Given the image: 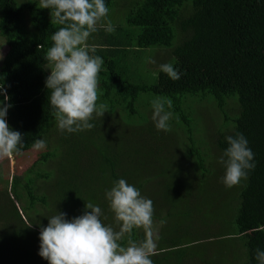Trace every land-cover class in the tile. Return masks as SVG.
I'll list each match as a JSON object with an SVG mask.
<instances>
[{"label": "trees", "instance_id": "16d2710c", "mask_svg": "<svg viewBox=\"0 0 264 264\" xmlns=\"http://www.w3.org/2000/svg\"><path fill=\"white\" fill-rule=\"evenodd\" d=\"M113 3L114 0H105L108 8ZM134 4L127 13L125 26L111 35L102 33L92 39L97 46L95 55L104 61L98 76L97 105L104 104L105 114L116 118L124 112L128 119L138 112L144 116L143 122L149 124V134L141 138L144 148L136 152L143 157V163L125 174L118 160L119 151L111 148L103 138L101 141V134L97 135L100 124L91 120L95 125L93 129L71 134H62L56 127L45 88L50 73L43 58L52 46L51 35L61 26L51 24L50 10L39 8V0H28L22 7L16 0H0V39L5 44L0 62V84L4 85L10 97L8 103L12 105L6 122L10 129L24 137L21 150L32 148L36 139L52 134L58 160L87 148L94 149L102 158V165L88 183L80 184L82 189L76 187V192L71 187L72 194L65 200H58L59 205L50 201L46 190L42 191L41 183L50 180V173L55 169L54 165H49L44 172L40 166L47 161L39 162L21 177H14L10 190L13 193L24 182L22 188L29 198V208L35 204L52 212L54 208L55 212L67 213L68 219L82 215L85 203L91 201L104 212L102 221L116 227L106 199L100 201L114 181L125 179L142 194L148 185L163 182L162 198L176 204L164 200L156 202L157 192L149 196L153 201V222L159 224L155 255L150 257L153 264H258L254 250H264V0H137ZM132 47L137 49L135 52L139 56L147 49H169L164 50L165 63L178 69L181 78L173 81L155 67L150 84L136 83L129 68L136 65L139 56L131 57ZM141 94L149 100L140 102ZM156 97L171 101L170 109L166 104V110L173 113L168 131H153L154 123H149L148 111ZM2 100L4 96L0 95ZM141 104H146L145 111ZM202 105L207 107L212 120V115L217 113L220 121L213 120L216 141L212 145L201 133L194 131L197 116L205 123ZM167 132L175 141L182 168L155 167L161 161H169L165 153L169 149ZM237 133L247 138L255 154V168L246 180L226 187L220 195L227 202V215L220 220L227 229L222 231L221 224L219 232L186 238L185 230L194 229V225H187L188 222H199L198 226L205 228L213 222L209 217L204 221L202 216L195 220L185 202L213 196L209 190L207 192V187L215 184L224 172L218 171L212 162H218L228 147L225 138ZM191 184L194 188L190 191ZM167 206H184L177 215L182 221L187 220L186 223L165 231V220L171 217L170 210H165ZM13 208L22 227L13 231L9 218L0 217V223L11 228L3 235L0 233V264H39V230L28 228L21 212ZM144 235L142 229H136L131 238L140 241ZM127 239L126 236L125 243ZM214 244L223 246L221 251L220 247L215 250L217 254L213 257L209 253Z\"/></svg>", "mask_w": 264, "mask_h": 264}, {"label": "clouds", "instance_id": "9594fccd", "mask_svg": "<svg viewBox=\"0 0 264 264\" xmlns=\"http://www.w3.org/2000/svg\"><path fill=\"white\" fill-rule=\"evenodd\" d=\"M39 8L50 10L51 24L61 26L51 35L52 46L43 58L50 72L45 88L56 127L62 134L91 130L95 127L90 123L94 114L103 117L106 106L97 105L98 76L104 61L95 55L97 49L89 45L88 40L98 27L107 32L115 30L111 20L106 19L109 9L105 0H39ZM159 71L173 81L181 78V72L171 63L161 64ZM0 95L4 96L0 101L2 160L22 154L24 137L10 129L6 122L12 105L8 103L10 97L3 84H0ZM166 104L170 109V100L156 97L151 102V119L157 131L170 129L173 113L166 110ZM225 139L228 147L218 163L225 170L221 183L231 188L246 180L249 172L254 170L255 154L242 133ZM45 148L44 139L32 143L33 151ZM105 199L116 227L102 221L104 212L91 201L85 203L82 215L72 219L67 218V213L56 210L54 215L47 217L46 227L39 226L38 255L48 264H153L150 257L155 255L157 247L153 232V201L142 196L139 189L125 179L114 181L105 191ZM31 227L30 224L28 228ZM136 229L144 231V239L135 241L131 238ZM254 251L258 264H264V250L257 248Z\"/></svg>", "mask_w": 264, "mask_h": 264}, {"label": "rangeland", "instance_id": "374dc122", "mask_svg": "<svg viewBox=\"0 0 264 264\" xmlns=\"http://www.w3.org/2000/svg\"><path fill=\"white\" fill-rule=\"evenodd\" d=\"M26 1L28 0H16V3L18 4V6L22 7ZM136 1L137 0H114L113 5L110 8H108L109 13L106 19L111 20L115 30L121 26L122 27L125 26V18L127 16V13L135 5L134 3ZM104 22L105 21H102L101 23ZM27 26L30 27L29 25ZM114 31L107 32L104 28L98 27L97 32L93 33L90 36L91 39L88 41L89 45L95 46L94 44H96V42L95 40H92L94 37L98 35L101 36L102 33L111 35L114 33ZM100 41L101 42L103 41L102 37ZM95 47L97 48V46ZM98 47H105V46H98ZM105 50H107V48ZM164 50L168 51L169 49H162V48L147 49L144 52H141L140 53L141 55L139 56L138 53L135 52L137 51L135 47L130 48L129 53L131 57L133 55L139 56V59L136 61V65L130 66L129 68V73L130 75L133 76L134 81L136 83L146 84V85L151 83L152 75L156 71V70L155 71L152 70L157 69L155 67H159L161 64L167 62L166 61L167 55L165 54L166 51ZM4 53H5V44L3 39H0V62ZM150 60L155 61V63H150L149 62ZM138 100L140 102H143V100H149V97L144 94H141ZM141 105L143 106L141 109L145 111L147 106L144 105L146 104H141ZM201 109L204 112L203 120L205 121V123H202L200 117L197 116L195 121L196 124L194 125V131L201 133L211 145L215 144L216 133L214 134L215 131L213 132V130L215 129V124L220 122L218 120L217 113L212 115L213 120L216 122L215 123L209 116L207 107L205 105H202ZM209 111H211V109H209ZM152 112L153 109L152 108L149 109L148 118H149V123L153 124V121L151 119ZM124 115H125L124 112L119 113L118 115L119 117L117 116L116 118L114 117V115L104 114L103 117H97V116L93 117V121L97 122L101 126V128L97 132V135L101 134L102 136L99 137L101 138L100 140L102 141L103 138L111 148L119 151L120 158L118 157L117 158L121 162L123 171L125 172V174H127L128 172H132L133 169L138 168L143 163V157L141 155H136V152H139L144 148L145 143L143 140H141V138H144L149 134V128H148L149 124L143 122L144 116L139 114L138 112L134 115H131L128 119H126L125 117L127 116ZM233 120L234 117L230 119V121ZM203 124H205V126ZM155 129L156 128L154 126L153 131ZM55 132H53V134H55ZM167 133L168 135L166 137L167 139L166 144L169 147V149L166 150L165 153L168 156L166 157V159L169 161L168 162L161 161V164L157 163L155 164V167H157V169H162V168H170L171 165L172 168L174 166L175 167L180 166L182 168L183 167L182 162L177 159V149L175 147L176 146L175 141L173 137L170 135V133L169 132ZM51 137L52 134H50L49 137L42 138L46 141V148L44 150L33 151L32 148H29L26 150H21L22 154L20 155L14 154L10 158H5L0 160V217L6 216L9 218V221L13 227V231L22 227L20 221L16 217L13 206H15L17 210L21 212V215L27 221L26 225L28 227L30 224L33 225L31 229L34 231L39 230L40 225L46 227L48 224L47 217L54 215L56 213L54 208H52L54 211L52 212L47 209L41 208L37 204H35V206L32 209L29 208L28 207L29 198L27 197L25 191L22 188L24 182L22 183L21 186H18L15 189V191H13V193L10 190L11 181L14 177H21L28 169L35 167V165H37L39 162L47 161L44 165L40 166V168L44 172L48 171L47 168L49 167V165L50 166L54 165L55 169L53 172L50 173L51 174L50 180L45 181L43 183H41L40 181L39 184L41 183L42 191L46 190V196L49 197L50 201L59 205L58 200L60 199L65 200L69 197L70 194H72L73 191L71 187H74L75 192H76V187H80L82 189L80 184L88 183L89 178L94 174H96L95 173L96 169L100 165H102L100 164L102 158L98 157L97 152L94 149L91 150L90 148H87L86 150H81L80 152L78 151L75 153V155L69 153V155L63 156L60 160H58L56 154L57 147L55 145V142L51 141ZM93 137H91V139H93ZM157 137L160 136L157 135ZM194 145L196 148L198 147V144L196 142H194ZM54 154H56V156L52 157V155ZM212 163L218 168L217 169L218 171H221V169L223 170V172L225 171L223 166L218 162H212ZM153 165L154 164H152V166ZM73 166L77 168L75 169ZM148 166L149 165L147 164V167ZM74 170H77V173L74 172ZM221 177H223V175ZM221 177L217 182H215V184H212L207 187V192L209 190L213 194V196H209V195L201 196L199 198H194L185 202L189 204V207L193 211L192 216L195 220L199 216H202L204 221L207 220L206 217H209L213 221V222L211 221L212 224L209 228L198 226L200 225V223L196 221L192 223L188 222L187 225H191V224L194 225V229L185 230L186 238L196 237L197 235H203L214 231L219 232L221 224H222V228H221L222 231H225L227 229L226 224L224 222L222 223L220 222V220L224 219L227 215L226 214L227 202L220 197V195L223 193V191L226 188L225 185L221 183ZM175 182L177 183L176 180ZM180 183L181 182H179V184ZM164 184L165 183L163 182L161 183L155 182L152 184V186L148 185L146 188H144V192L143 194L141 193V195L150 199L149 196L157 192V194L155 195L156 202L163 203L164 200L166 202H170L173 203V205H175L176 203L173 200L162 198V194L160 192H163ZM193 188H194L193 184H191V186H189L190 191ZM80 198L83 197L80 196ZM11 199L14 205L10 201ZM104 200L105 198H100V201H104ZM165 210H170L171 212V217L166 219L164 223L165 231L170 229H175L176 227L180 226L181 223H186L187 220L182 221V217L180 215H177L178 213L184 210V206H176V207L167 206ZM214 220H217V222L214 223ZM158 227H159L158 222H153V232L155 234L154 237L155 240H156V236H158L159 233ZM10 230L11 228L3 226V224L0 223V233L2 235ZM221 246H223V244L211 245V249H210L211 253H209V256H213L216 253L215 250L218 247H220L219 251H221ZM226 255H228V253ZM218 257L219 254L217 255V258ZM37 258L39 260V264H48V262L43 258H41L39 255H37Z\"/></svg>", "mask_w": 264, "mask_h": 264}]
</instances>
